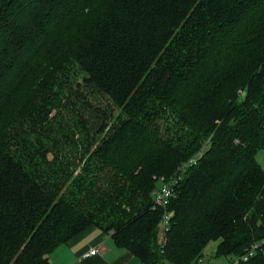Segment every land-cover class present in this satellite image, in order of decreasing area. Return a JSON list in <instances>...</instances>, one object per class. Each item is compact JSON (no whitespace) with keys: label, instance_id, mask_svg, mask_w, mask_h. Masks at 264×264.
<instances>
[{"label":"trees","instance_id":"16d2710c","mask_svg":"<svg viewBox=\"0 0 264 264\" xmlns=\"http://www.w3.org/2000/svg\"><path fill=\"white\" fill-rule=\"evenodd\" d=\"M261 148L264 0H0V264L91 226L138 264H201L211 239L264 264Z\"/></svg>","mask_w":264,"mask_h":264},{"label":"crops","instance_id":"0c3cea01","mask_svg":"<svg viewBox=\"0 0 264 264\" xmlns=\"http://www.w3.org/2000/svg\"><path fill=\"white\" fill-rule=\"evenodd\" d=\"M261 149L264 151V148ZM261 149L257 151L256 156L264 169V154H258ZM162 240L163 238L159 239L160 242ZM91 246H96L98 250L94 254L81 256ZM207 261L203 257L201 264ZM60 262H72V264H138L139 260L130 250L118 246L108 232L98 226H91L66 243L59 244L48 254L47 260L39 264H59Z\"/></svg>","mask_w":264,"mask_h":264},{"label":"built area","instance_id":"2783aa9c","mask_svg":"<svg viewBox=\"0 0 264 264\" xmlns=\"http://www.w3.org/2000/svg\"><path fill=\"white\" fill-rule=\"evenodd\" d=\"M195 161V156H191L188 159L182 161L174 174L172 175H161L159 180L161 181V185L159 187H155L152 191V201L154 206H162L166 207L169 203L170 198L175 194L176 187L179 183V180L182 177V172L184 168ZM170 217V211L165 210L162 214L161 219V228L164 232L168 227V220ZM257 244H251L250 248L247 249L243 254L239 255L238 258L246 259L249 255H252L257 248ZM98 248L96 246H91L87 251H85L81 256H86L88 254H94ZM59 264H72V262L64 263L60 262Z\"/></svg>","mask_w":264,"mask_h":264},{"label":"rangeland","instance_id":"374dc122","mask_svg":"<svg viewBox=\"0 0 264 264\" xmlns=\"http://www.w3.org/2000/svg\"><path fill=\"white\" fill-rule=\"evenodd\" d=\"M91 99L94 101V102H102L104 100V98H102L101 96H99L98 94L94 97H91ZM264 154V151L261 149V151L258 152V154ZM257 158V156H256ZM161 185V181L158 179L157 182H156V186L155 187H159ZM160 238H163L162 236V232L160 231L159 233V239ZM216 245H217V240L215 239H211L207 242L205 248H204V252H203V257H204V260L207 261H212L213 263H225V257H218V256H215V250H216ZM202 262H203V258H202Z\"/></svg>","mask_w":264,"mask_h":264}]
</instances>
